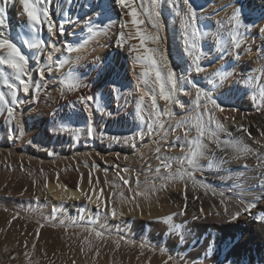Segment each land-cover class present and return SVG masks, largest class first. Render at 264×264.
Wrapping results in <instances>:
<instances>
[{"label":"bare ground","instance_id":"obj_1","mask_svg":"<svg viewBox=\"0 0 264 264\" xmlns=\"http://www.w3.org/2000/svg\"><path fill=\"white\" fill-rule=\"evenodd\" d=\"M31 2L48 11L54 23L51 33L46 20L34 29L29 26L21 0H0L6 13V24L0 32L17 43L28 57L22 78L29 84V91L24 93L13 70L0 65V92L6 101L0 103V264H175L169 256L160 254L163 249L143 254L142 247L143 257H139L142 248L113 252L94 244L89 245V254L87 248L83 252L88 254L86 257L81 253L83 244L80 252L67 242L70 234H92L90 229L107 228L111 235L118 231L125 233L124 238L130 235L126 236L130 240L125 239L134 240L131 243L135 247L137 239L131 235L145 233L151 218L170 214H175V219L185 226V236H173L166 243L180 250L186 261L183 264H264V140L262 146L248 138V151L237 153L229 144L238 142L237 147L243 148L244 141L234 136L232 142L225 143L228 141L223 138L229 133L227 129L254 128L264 123V0H190L196 10L198 41L203 48L196 52L204 69L201 72H196L195 66L191 72L188 69L189 64L193 65L189 63L193 56L187 54L184 45L187 7L183 0H157L161 39L158 45L146 42V46L159 47L175 74L177 90L171 103L159 99L154 77L149 78L147 85L141 79L144 65L136 57L143 55L144 49L128 7L117 0ZM126 3H131L137 18L144 20L139 27L155 32L147 16L149 0ZM237 13L240 22L247 26L238 36L240 47L232 42L233 47L227 46L226 51H215V43L228 36L224 32L235 23L233 17ZM25 40H43L44 44L29 48ZM68 44L78 47V51L69 53ZM243 48L253 50V57L239 55ZM0 54H4L2 49ZM252 60L256 62L253 64ZM63 61L66 62L61 64ZM178 62L184 65L180 76ZM68 73L80 85L73 91H68L63 83ZM205 75L216 76L215 81L210 79L211 87L209 77L208 82L204 81ZM5 80L17 84L15 104ZM197 88L215 97L220 107L211 105L203 96L197 105ZM145 92L149 95L141 103L140 96ZM152 94L157 96V110L164 108L159 116L164 112L168 119L163 128L164 116L156 119L155 115V121L149 119ZM86 97L93 99L85 103L81 98ZM179 97L186 107L180 104ZM9 108L13 110L12 117L8 115ZM196 117L208 132L214 133L202 137L196 167L202 172L198 175L225 185L222 191L197 181L190 184L160 178L154 182L159 162H153L156 158L152 160L151 156L164 155L162 158L175 162L186 148L185 131L193 129L189 139L197 136ZM181 121L187 123L177 128ZM169 122L173 126H168ZM260 133H264V127ZM132 154L136 156L134 161ZM145 159L153 164L141 167L140 175L136 169ZM21 163L31 165L30 169L22 170ZM133 165L140 166L134 169ZM165 175L161 172L162 177ZM125 179L129 180L127 184ZM137 180L155 185L148 199L135 195L143 191L137 187ZM112 208L117 209L116 215L111 214ZM149 233L150 238L159 240V232ZM117 235H113L115 239ZM145 240L147 246L150 241ZM183 240L187 243L179 248V241ZM165 249L161 253L167 254Z\"/></svg>","mask_w":264,"mask_h":264},{"label":"snow or ice","instance_id":"obj_2","mask_svg":"<svg viewBox=\"0 0 264 264\" xmlns=\"http://www.w3.org/2000/svg\"><path fill=\"white\" fill-rule=\"evenodd\" d=\"M117 2L125 7H128L130 9L129 15L132 17L131 23L135 26H137V35L140 40V47L144 49L143 55H138L136 57V60H138L142 65H144L141 79L145 85L148 84L149 78L154 77L153 83L159 86V99H162L166 102L171 103L174 100V94L177 90V82L175 79V74L173 70L168 65L167 56L162 52V50L159 47H148L146 46L147 43H151L152 45H158L159 40L161 37L159 36V30L162 27L160 16L161 13L157 9L159 8V4L157 0H149V8L147 10V16L148 19L152 22V25L155 29V32H148L142 30L139 26L144 24L143 19H138L137 16V10L135 7L132 6L131 3H126V0H117ZM21 3L23 5V10L27 15L29 26L31 28H35L37 25L42 23L44 20L47 21L48 30L51 33L54 28V23L49 18V13L46 9H39L37 8L36 4L31 2V0H21ZM184 5L187 7V11L184 13V19H183V34H184V45L185 50L188 55L193 56V64L195 65V71L201 72L204 71L203 67L199 64L200 56L196 55V52L198 49V37L200 35L198 29L196 28V10L190 3V0H183ZM235 24L237 26L240 25V20L238 19V13L233 17ZM88 23V22H86ZM6 24V13L5 8L0 7V29H2ZM89 32H92V29H88ZM62 31V29H61ZM95 35V33H93ZM124 33H121V39H123ZM232 40L235 44V47H240V42L238 40L237 35H233ZM25 44L29 48H40L43 44V40H35V42H28L27 40L24 41ZM136 46L133 45L132 48L134 49ZM0 49L3 50L4 54H0V65H7L8 68L13 70V73L15 74V80L19 82V85L22 86L24 93H27L29 91V84L26 82L22 77L26 74V65L28 63V57L22 52L21 48L15 43L12 39L6 38L2 35V32H0ZM132 49H129L131 51ZM67 51L69 53L78 51V47L73 46L72 44L67 45ZM51 59V57L49 58ZM66 61L61 62L64 63ZM164 69H167L166 74L164 73ZM50 70V69H49ZM41 75H43V71H41ZM5 83H7V86L11 91L12 96V103H16V96H17V84L15 83H8L7 80H5ZM65 88L68 91H73L76 88H78L80 85L78 81L72 77L71 73H68L65 77V80L63 81ZM170 85V87H169ZM195 87V85H193ZM149 95L148 92L143 93L140 96V102L142 103L145 99V96ZM204 97L208 103L215 106L216 108H219L220 105L217 104L216 100L213 99L208 93L204 92L202 89L197 88L196 90V102L197 105H199L201 97ZM85 103L87 101L92 100V97H86L81 98ZM5 101V94L3 92H0V103H4ZM151 107L153 109H158L157 105V96L155 94L151 95ZM206 111H210V109H205ZM12 108L8 109V115L12 117ZM168 109L165 108V112H167ZM159 114V113H157ZM195 130L197 131V136L189 139V130H186L183 136V139L187 141V143L190 145V148L188 152L183 154V158L180 160V167L176 170V172L169 171L167 173L166 177H160V167H157L156 169V178H162L166 180H173V179H184L187 175L189 178H191V171H194L197 167V157L201 154V149L203 147L202 145V137L205 134L208 135H214V133L208 132L205 124L202 122V120L199 117L195 118ZM186 123L185 121L177 122L176 127L180 128ZM151 128V125L149 126ZM219 127V125H217ZM161 128H163V125H161ZM89 134H91V128L88 129ZM247 131V129H245ZM180 139V137H178ZM127 142V139L125 140ZM229 143V142H225ZM238 142L230 143L229 146H231L234 151L237 153H245L248 151L247 147H237ZM173 147L175 145H172ZM157 151L159 152V148H157ZM167 159V158H166ZM186 161V166H185ZM165 169H171L172 165L171 163H162L161 165ZM91 182V181H90ZM124 183L127 184V179L124 180ZM163 186V185H162ZM137 187H142L143 191L135 193L137 196H143L145 199L149 198V193L153 190H155V185L153 183H149L148 181H145L143 184L137 180ZM85 197L92 201V197L88 195V193H84ZM94 203L96 201H93ZM254 205H249V207H253ZM99 207V204H98ZM117 209L112 208L111 214L116 215ZM236 216H239V213H236ZM236 218L235 216L233 217ZM165 221H170L171 216L163 218ZM178 227V226H177ZM39 231V229L37 230ZM89 231H94L95 236L97 238L102 237L103 233L101 231H96L95 229H90ZM171 259V257H169Z\"/></svg>","mask_w":264,"mask_h":264},{"label":"rangeland","instance_id":"obj_3","mask_svg":"<svg viewBox=\"0 0 264 264\" xmlns=\"http://www.w3.org/2000/svg\"><path fill=\"white\" fill-rule=\"evenodd\" d=\"M246 26V24L245 23H240V25L239 26H237L235 23H231L228 27H227V29H226V31H228V32H224L225 33V35L226 34H228V36L226 35V36H224V38L225 37H227L226 39H224V41H223V39L222 40H220V41H217L216 43H215V51H221V50H223V51H226L227 50V46L229 47V45H232V47H233V40H232V37H233V35H237V36H240L241 34H242V32H241V30L243 31V29H244V27ZM247 27V26H246ZM232 28V29H231ZM244 37H246V34H245V36ZM238 39H240V38H238ZM223 41V42H222ZM233 42V43H232ZM231 43V44H230ZM198 47H199V51H197V52H201V51H203V48H201L202 47V45H199L198 44ZM200 48H201V51H200ZM224 48H226L225 50H224ZM247 48H249V47H247ZM247 48H243V49H241V51L238 53L239 55L241 54V55H245V54H252V56L251 57H253V53L252 52H254L253 50H248ZM245 51V52H244ZM198 54V53H197ZM255 56H257V55H255ZM191 58H192V56H191ZM193 61V60H192ZM189 62V63H192L193 64V62ZM200 61V60H199ZM253 61V62H252ZM251 62L254 64V62H256L255 60H252ZM188 66H190L188 69L190 70L192 67L194 68V64L191 66L190 64L188 65ZM192 70V69H191ZM191 70L189 71V72H191ZM184 72V65H183V63L182 62H178V66H177V76H180V75H182V74H184L183 73ZM193 72V71H192ZM207 76V77H206ZM205 77H206V79H204V81L206 82H208L210 79H212V81H215V79H216V76L214 77V75L212 76H209V75H205ZM204 77V78H205ZM209 77V80L207 79ZM211 81V80H210ZM208 82V83H210V84H208V86L209 85H211L212 86V81L211 82ZM211 86H209V87H211ZM212 89V88H211ZM185 90H187L186 88H185ZM213 90V89H212ZM214 91V90H213ZM215 92V91H214ZM214 92H212V96L213 95H215L214 94ZM264 94V93H263ZM264 96V95H263ZM263 96H262V98H263ZM214 97V96H213ZM181 98V99H180ZM215 98V97H214ZM213 98V99H214ZM183 98L182 97H179L178 98V101L180 102V104H182L183 106H187L186 105V103H185V101L183 102V100H182ZM181 100H182V102H181ZM150 108V111H151V105L149 106ZM160 107H161V105H160ZM162 108L163 107H161V109H160V111L159 110H157V109H155V112H154V114H153V111H154V109H152L153 111H152V114L151 113H149L150 111H149V109H148V111L149 112H147V113H149V119H151V118H153V119H151V120H154L155 121V115L157 116L156 117V119H158V117L159 118H163V116H164V118L162 119V125H166L167 126V124H166V122L168 121V119L165 117V114L166 113H161L160 114V116H159V114L157 115V111H159L158 113H160L161 112V110H162ZM163 111H164V108H163ZM76 112V111H75ZM151 115H153V117H151ZM154 121H152V123L150 122V125L152 124H154L153 122ZM164 122V123H163ZM186 122V121H185ZM170 123V122H169ZM187 123V122H186ZM173 123H170L168 126H173L172 125ZM185 124V123H184ZM152 125H151V128H152ZM149 126V125H148ZM165 126V127H166ZM262 126V127H261ZM261 127V128H260ZM264 127V123H262V124H260V125H257V126H255L254 128H251V127H248V126H244V127H236L235 129H230V130H225L226 132H229L228 134H229V136H228V134H227V136L226 137H224L223 136V138H224V140L225 141H228V142H232L233 141V139L236 137V138H238V139H240V141H242L243 143H242V145H243V147H248V146H246L247 145V140H248V138H253V139H255L258 143H259V145H260V143L261 142H263V140H264V133H260V131L262 130V128ZM150 128V127H149ZM189 129H191L190 131H189V134H191L192 132H193V129L192 128H189ZM189 129H187V130H189ZM245 129H247V131H245ZM261 129V130H260ZM241 130V131H240ZM231 133V134H230ZM237 133V134H236ZM244 134V135H243ZM259 134V135H258ZM232 137H231V136ZM235 136V137H234ZM241 137H243V139L241 138ZM245 137V138H244ZM259 138V139H258ZM166 139V138H165ZM191 139V138H190ZM232 139V140H231ZM252 139V140H253ZM187 142V141H186ZM185 142V145H186V148H185V151H184V153H186V151L188 152V150H189V148H190V146H189V144H187ZM216 141H214V143H215ZM217 143V142H216ZM245 143V144H244ZM261 145L263 146V143H261ZM188 146V147H187ZM263 148H264V146H263ZM57 153V152H56ZM164 155H162L161 157H160V155H159V157H158V154H157V156H156V154H154V156L152 155L151 156V159L152 160H154L155 158V160L153 161V162H155L156 160L159 162L158 163V165H157V167H160V170L163 168L162 166H160V164L162 165V163H167V161H169V163L171 162V165H172V167H171V169H162L161 170V172H162V174H167L168 172H169V170H171V172H176V170L181 166L180 165V160H181V158H183V152L181 153V154H179L178 156H179V158L178 159H176V161L174 162V159L172 160V158L171 157H173L174 155H170V157L169 158H171V161L169 160V159H165L166 157H164V158H162ZM165 156H167V155H165ZM168 156H169V154H168ZM136 156H135V154H132V161H134L136 158H135ZM153 157H155V158H153ZM177 157V156H176ZM181 157V158H180ZM162 158V159H161ZM174 158V157H173ZM4 159V158H3ZM159 159V160H158ZM164 159V160H163ZM180 159V160H179ZM2 159L0 158V161H1ZM152 160L151 161H149V160H147L146 161V159L145 160H143V161H141V166L139 167L140 169H141V167H143V169L144 168H149V166H151L152 164H153V162H152ZM160 160H162V161H160ZM178 160V161H177ZM4 161H5V159H4ZM216 161V160H215ZM142 162H145V164L144 163H142ZM146 162H148V163H146ZM150 162V163H149ZM173 162V163H172ZM179 162V163H178ZM211 163V162H210ZM212 163H214V161L212 162ZM142 164H143V166H142ZM177 164V165H176ZM199 164V161H198V163H197V165ZM145 165V166H144ZM134 166V165H133ZM175 166V167H174ZM177 166V167H176ZM185 166H186V162H185ZM21 169L22 170H29L30 169V167H31V165H29V164H27V163H21ZM138 167H135L134 166V169L135 168H138ZM157 167H156V169H157ZM173 167H174V170H173ZM140 169H136V172L138 173V174H142V169L140 170ZM168 170V171H167ZM166 171V172H165ZM188 171H190V170H188ZM161 172L159 173V175H160V177H162L161 176ZM191 172V178L189 179V178H187L188 176L186 175L185 176V178L184 179H179V180H176V179H173L172 181H174V180H176V182H178V183H185V181H187V183H189L190 182V184L191 183H194L195 181H197V184H205L207 187H209V186H212V187H215V188H217L218 189V191L220 190V191H222V189L224 188V186L225 185H223V184H219V183H215L214 184V182H211V180H207V179H205V178H203L202 176H200V175H198V173H201L202 171L201 170H199L198 168H196L194 171H190ZM196 173V175H195V173ZM164 176V175H163ZM166 176V175H165ZM198 176V177H197ZM125 178V177H124ZM156 179V181H154V182H157L158 180H161L160 178L158 179V178H154V180ZM128 182H129V180H128ZM142 184H143V182L142 181H140ZM169 216H171V220L170 221H165L163 218H165L164 216H163V218L162 217H159V218H151L150 220H149V222L147 223V225H148V227H147V225H146V227H145V233H143V234H135V235H131V237H134V238H132V239H137L136 241H135V243L137 244V245H135V247H132L133 245H132V243H134V240H131L132 241V243H131V241H127L126 239H128L129 238V240H130V237H126V236H130V235H125V238H124V234L125 233H122V232H113L115 235H116V233L118 234L117 236H116V239L114 238V234L113 235H111V233L112 232H110V230L109 229H107V228H105V230L104 231H106V232H104V231H101V232H104V233H107L108 231H109V233H110V235H109V233H107L108 235H109V237L107 236V234H104L103 233V237H100V238H97L96 236H95V232L94 231H92L93 233L91 234V233H87V234H85V233H74L73 235H71L70 234V236H67V242L69 243V245L70 246H72L73 248H75L76 250H78V251H80L81 252V247L83 246L84 247V249H83V247H82V255H84V256H88V254H89V249H88V247H89V245H93V246H95V247H99V245H100V248H103V249H108V250H110V251H112L113 250V252H117V251H121V250H123V249H125V250H127V249H138V251H139V249L140 248H144L145 247V250L142 248V249H140V251H139V257H143L142 256V253H141V250L143 251V254H144V252L145 251H151V250H153V252L155 251V252H158L159 250L161 251V249H165V248H167L168 246H167V242H168V240H170V239H172V238H174L176 235H182V236H185V232H186V230H185V226H184V223L182 222V221H180L179 219L178 220H176L175 219V214H170V215H168L167 217H169ZM174 216V217H173ZM151 226V227H150ZM171 226V227H170ZM178 226V227H177ZM149 228V229H148ZM166 228V229H165ZM100 230H102V229H100ZM99 229L98 230H96V231H100ZM148 230V231H147ZM155 230H157L158 232H159V240L158 239H153V238H150V233L149 232H155V233H158L157 231H155ZM169 230V231H168ZM69 231H73V229H71V230H69ZM75 231V230H74ZM147 231V232H146ZM185 231V232H184ZM146 233H148V234H146ZM175 233V235H173ZM119 234H123V241L121 242V240H122V237L119 235ZM76 235V236H75ZM87 235V236H86ZM71 236H73L72 238H71ZM92 236V237H91ZM106 236L108 237V238H106ZM113 238V240H112V238ZM119 236V237H118ZM137 236V237H136ZM174 236V237H173ZM79 237H80V241H79ZM147 237L150 239H148V240H145V239H147ZM171 237V238H170ZM74 238V239H73ZM104 238V239H103ZM162 238V239H161ZM166 238V239H165ZM168 238V239H167ZM89 239V240H88ZM111 240V241H109V240ZM139 239V240H138ZM109 242H108V241ZM142 242H141V241ZM150 241V242H148V243H152L151 245L150 244H148L147 243V246H149L148 248H147V246H144L145 244L143 243V241ZM74 243H73V242ZM86 241V242H85ZM125 241H127V242H130V243H126ZM83 242V243H82ZM85 242V243H84ZM88 242V243H87ZM91 242V243H90ZM102 242V243H101ZM72 243V244H71ZM86 243H87V245H86ZM93 243V244H92ZM97 243V244H96ZM99 243V244H98ZM117 243H119L118 245H117ZM123 243L125 244V245H123ZM139 243L141 244L140 246H139V248H138V245H139ZM143 243V244H142ZM154 243V244H153ZM155 243H157V245H155ZM178 243V242H177ZM179 243L180 244H178V247L179 248H182L186 243H187V241L185 242V240H183V241H179ZM75 244H77V246H78V248L76 247V245ZM79 244H80V247H79ZM83 244V245H82ZM95 244V245H94ZM127 244V245H126ZM166 244V245H165ZM74 245V246H73ZM153 245V246H152ZM131 246V247H130ZM156 246H157V248H156ZM166 246V247H165ZM110 247V248H109ZM127 247V248H126ZM130 247V248H129ZM137 247V248H136ZM151 247H152V249H151ZM86 248H87V250H86ZM150 248V249H149ZM169 249H165V251L164 252H168L167 254H165V253H161L160 251V254H163L164 256H169V257H172L171 259H173V260H171V261H173V263L175 262V264L177 263L178 264V261H179V264H181L182 262H186L185 261V259L182 257V256H184L183 254H181V252H180V250H175V249H172L171 247H168ZM86 250V252L88 253H84L83 254V252ZM116 250V251H115ZM157 250V251H156ZM169 250V251H168ZM175 250V251H174ZM174 251V252H173ZM158 252V253H159ZM169 252H171V254H172V256L169 254ZM141 254V255H140ZM177 258L178 259V261L177 260H175V258ZM168 257V258H169ZM85 258V257H84ZM128 261H130V260H128ZM181 262V263H180ZM199 262H196V264H198ZM138 264H141V263H138ZM142 264H143V262H142ZM147 264H149V262H147ZM183 264V263H182ZM185 264H187V263H185Z\"/></svg>","mask_w":264,"mask_h":264}]
</instances>
